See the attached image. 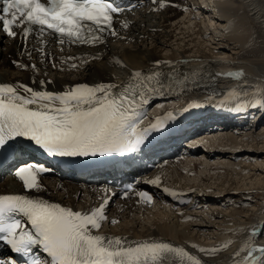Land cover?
<instances>
[{
  "label": "snow or ice",
  "instance_id": "1",
  "mask_svg": "<svg viewBox=\"0 0 264 264\" xmlns=\"http://www.w3.org/2000/svg\"><path fill=\"white\" fill-rule=\"evenodd\" d=\"M3 5L0 27L9 37L17 36L14 28L21 27L20 35L24 38L35 30L40 35L45 32L55 34L60 43L71 44L103 42L105 32L117 35L112 29L113 16L124 10L120 0H46V3L41 0H3ZM160 6L164 7V4ZM122 26L127 27V23ZM38 51L43 54L42 48ZM18 67L26 66L18 64ZM32 67L35 70V66ZM161 75L159 72L146 76L141 72L132 73L131 80L137 81L141 89L135 92L113 84H80L62 93L37 91L20 84H2L0 148L23 137L49 156L87 157L134 152L152 131L175 116L171 113L148 128L138 127L145 115L142 109L150 102L149 96L159 93L163 87L158 80ZM241 75L239 72L228 74L229 77ZM152 81H156L155 86ZM40 83L44 85L45 81ZM117 88L123 90L116 91ZM260 103L264 101L249 106L257 107ZM241 107L237 105L236 110ZM48 171L50 169L42 165L28 164L17 169L15 176L26 190H38V176ZM151 183L157 184L158 178ZM131 188L132 185L127 186V189ZM164 191L177 195L168 189ZM141 195L151 200L146 193ZM107 203L105 199L99 207L82 213L25 195H0V242L25 257V264H202L184 248L170 243L140 241L130 244L126 238L94 234L106 219ZM262 230L264 225L253 229L252 235L256 236ZM37 250L44 256L34 254ZM198 251L212 253L219 249L200 248ZM0 264H15V261L0 257ZM240 264H264V247L249 248Z\"/></svg>",
  "mask_w": 264,
  "mask_h": 264
},
{
  "label": "bare ground",
  "instance_id": "2",
  "mask_svg": "<svg viewBox=\"0 0 264 264\" xmlns=\"http://www.w3.org/2000/svg\"><path fill=\"white\" fill-rule=\"evenodd\" d=\"M181 1L183 3L187 2V0ZM205 1H212L210 8L213 9L212 13L214 14L212 16L209 15L211 17V26L207 25L203 20H190L188 13L184 15L182 14L183 12L171 8L157 13L165 7V4L162 0H156V6L158 7L156 13H147L145 10L139 13L137 26H141L140 29L135 28L133 30L129 28L124 35V39L115 41V35L104 44L95 48L89 47L85 51H83L85 47H79L75 51L67 53L50 47L46 49L45 54L34 50L30 55L31 59H28L29 50H26L20 57L21 44L16 40L7 41L0 33V85L20 84L37 91L62 93L75 85L85 84V82L100 81L102 84H111L112 81L120 82L126 77L130 69L149 67L152 65L151 62L153 60L161 59L164 66L177 72L178 75L174 74L175 78H183L181 75L190 76L192 74H198L200 77L203 75L211 76L206 80L208 81L207 86L210 89L224 91V96L227 99L235 100L234 102H227L224 106L242 105L243 107L241 108L243 110H254L252 112L248 111L245 113L248 116L242 117L243 120L248 121L249 116H253L254 113L256 118L251 123L249 120V123L231 129L229 133L235 136L228 140H225L228 134L224 133L220 140V143L225 142L224 145H217L221 149V152L217 153L219 157L226 155L225 150L228 149H235L236 152L238 150L237 146L245 152L250 150L245 153L244 160L230 165L231 169L227 165L231 172L234 171L233 178L240 175L244 182L250 181L241 185V181L234 183L232 179H228V169L226 170L222 166L223 164L221 166L218 165V170L216 166L211 169V173L214 176L218 174L221 180L223 179L218 184L215 182L216 185L212 189L210 188V183L207 184L208 181L201 180L203 185L195 187L193 183H189L188 179L191 178H186V185L191 184L190 187L193 188L192 196L197 198L200 203L208 200L202 194V187L208 188L211 192L216 189V192L225 193V197L231 207L230 212L228 210L213 211L210 215H207V228H195L191 224L179 223L175 218L171 219L170 214L152 212L147 213L146 216L151 217H144V223L142 224V222L138 223V218L140 217L134 213L132 217L127 218L123 223L111 228V232L130 233L134 237L157 235L177 242H186L184 240L189 238H203L201 235L203 232L208 231V228L211 229L212 235L214 229L217 231L222 226L227 229L242 226V230H245L244 227L248 224L247 222L255 220V218L264 217V212L260 214L264 205L260 206L256 211H251L250 214L246 209L235 208L236 201L243 199L248 193H264V138H261L264 134L259 135V133H256V135L251 132V130L262 125L261 132L264 127V103H260L257 107L249 106L253 102L264 101V41L260 34L262 30L264 33V0ZM161 3L164 4V7L160 6ZM197 14L199 15L198 12ZM180 16H184L187 24L194 26L192 30L186 32L180 27L179 23L173 26L174 24L172 23H177ZM178 21L180 22V20ZM180 24L183 26L185 23ZM134 26L135 23L132 24V27ZM197 39L198 41L196 42ZM174 42L177 43L175 45L177 48L173 47ZM206 44L217 46V49L214 50L225 51L227 57L223 58L215 54V51L211 49H207V52ZM202 45H206V47L201 48ZM193 49L195 52L192 51ZM161 52H167L168 55L162 57L160 55ZM120 58L122 59V64L119 63ZM182 63L189 64V66L184 65L183 67L185 68H182ZM18 64L26 67H18ZM73 64L76 65L75 68L71 67ZM33 65L35 66V72L32 71ZM156 65L159 64L156 63ZM215 72H218L219 75L214 74ZM237 72L242 73V75L240 77L228 76L229 73ZM39 79L45 81L44 85L38 82ZM158 80L161 82V78H158ZM155 82L152 81V84ZM162 85H165V82H162ZM17 90L23 94L21 89L18 88ZM130 92H134V89ZM184 97L189 103H195L200 100L193 93L184 94ZM259 109L260 113L258 112ZM238 132L244 134V137H238ZM247 147H250V149H247ZM178 172L180 170H176V173ZM205 173L207 175L208 172L205 170L204 175ZM45 177H47L44 179L47 187L45 196L48 197V202L63 204L64 201L68 200L79 201L81 193L85 191L82 190L83 185L80 182L62 179L54 173ZM192 178L196 179L195 176ZM252 178H255V180H252ZM13 179L4 180L0 184L1 190L6 195L26 194V190L18 187L17 182L20 180L16 176H13ZM246 187L248 188L247 190H252H242L246 189ZM77 194H79L78 198H76ZM217 200H213V205L217 204ZM220 208L222 210L221 206ZM241 212L245 217H243ZM197 218L193 223L198 221ZM196 231L198 232L195 233ZM214 237V246H221L223 243L216 241L218 236L215 235ZM260 247H264V242L258 243V248ZM241 248L243 251L238 252ZM222 249L223 252L220 255H211L209 260L214 263L240 264L248 252V247H224ZM237 253L239 255H236ZM254 255H259V253H254Z\"/></svg>",
  "mask_w": 264,
  "mask_h": 264
},
{
  "label": "rangeland",
  "instance_id": "3",
  "mask_svg": "<svg viewBox=\"0 0 264 264\" xmlns=\"http://www.w3.org/2000/svg\"><path fill=\"white\" fill-rule=\"evenodd\" d=\"M184 15H185V14H184ZM182 17H183V19L181 20ZM179 18H180V19H179ZM179 18H178V20H180V22L177 20V23H176V22H175V23H172V24H174L173 26L178 25V23H179L180 27H181L183 30H185L186 32H187V31H190V30L193 29L194 26L191 25V24H187L186 21L184 20V16H180ZM183 20H184V22H183ZM181 21H182V22H181ZM180 23H185V24H183V26H182V24H180ZM184 25H185V26H184ZM189 25H190V26H189ZM185 31H184V32H185ZM262 31H263V30H262ZM262 31H260V34H261V37H262V39H263V41H264V33H263ZM256 35H257V31H256ZM197 41H198V39L196 40V42H197ZM173 44H174V45H173V47H174L177 43L174 42ZM206 45H207V48H206V51H207V52H208L207 49H211V50L217 49V46H210L209 44H206ZM206 45H202L201 48H203V47L205 48ZM174 48H177V46H175ZM192 51L195 52L194 49H193ZM214 51H215V54H218L219 56H222L223 58H224V57H225V58L227 57V54H226L225 51H222V50H214ZM232 54H233V53H232ZM160 55L163 57V56H167L168 53H167V52H165V53H162V52H161ZM233 57H234V56H233ZM261 128H262V125L259 126L258 128H255L254 130H251V132H254V133H252V134H256V133L258 134V133H259V135H263V134H264V127H263L262 131L260 132ZM256 131H257V132H256ZM257 134H256V135H257ZM261 138H264V136H261ZM218 144H219V145L222 144L221 146L224 145L223 142L220 143V141L217 143V145H218ZM217 145H216V146H217ZM238 147H239V146L236 147V148L238 149V150H237V149H236V150H237L238 152L241 153L242 150H240V148H238ZM240 147H241V146H240ZM243 147H245V146H243ZM247 149H250V147H247ZM228 150H229V149H228ZM249 151H250V150H249ZM249 151H248V150H247L246 152H245V151H242V153H241V154H242V157L240 158L239 161L235 162V164H237V163H239L240 161L244 160L243 158H245V156H244L245 153H247V152H249ZM233 152L235 153V149H233V150L230 149V153H233ZM241 154H240V155H241ZM226 156H227V158H226ZM237 156H239V155H237ZM243 156H244V157H243ZM221 157H222V158H221ZM223 157H224V158H223ZM218 158H221V159H223V161H224V163L221 161L222 163L220 162L221 164L219 163L218 165L221 166V165L223 164L222 166H224V167L226 168V170H227L228 168L231 167L230 165H233V163H231V160L229 159V153H228V152H226V155H221V156L218 157ZM225 159H227V160L225 161ZM228 161H229V162H228ZM216 163H217V162H216ZM216 163H214V164H213L214 166H212V167H215V164H216ZM226 163H228V164H226ZM254 164H255V162H254ZM218 165H216V167H219ZM227 165H228V168H227ZM230 169H231V168H230ZM209 171H210V172H209ZM238 171H240V170H238ZM206 172H208V173H207L208 176L206 175V173H205V175H204V172H203L202 175L200 176V174H201V172H200L199 175H198V177H196V175H195V178H196V179H194V178L188 179V180H189V183H190V182H191V184L193 183V185H194L195 187H201V186L203 185V181H206V182L208 181L207 184L210 183V186H211L210 188L212 189V188L215 187L214 185L218 184L219 182H221V181L223 180V179L221 180V178H220V176H219L218 174H217V175L215 174V176H214V174L211 173V167H210V169H209L208 171L206 170ZM230 172H231V171L228 169V174H229L228 179H232V181H233L234 183H237L238 181H241V182H240V185H241V184H247V183L250 181V180H249V181H245V182H244V181H243V178H241L240 175H239V176H236V177L233 178L234 171H232L233 173H232V172L230 173ZM209 175H211V176H209ZM203 176H204V177H203ZM205 176H206V177H205ZM218 176H219V178H217ZM210 177H211V178H210ZM199 178H200V179H199ZM206 178H207V179H206ZM208 178H209V179H208ZM193 179H194V180H193ZM211 179H212V181H211ZM201 180H203V181H201ZM252 180H255V178H252ZM209 181H211V182H209ZM217 181H218V182H217ZM215 182H216V184H215ZM201 183H202V184H201ZM191 184H190V185H191ZM198 184H199V185H198ZM240 185H239V186H240ZM205 189L207 190V188H205ZM247 189H248V188L246 187V189H242V190H245V191L252 190V189H249V190H247ZM202 190H204L203 187H202ZM202 192H203V191H202ZM210 192H211V191H210ZM202 194L205 195V197H206L207 199H208V197L211 196L208 200H210L211 198H213V200H217V199H218L217 202H216V203H217V204H216L217 206L215 205V206H214L215 208H214V207L212 208L213 210H212V209H209L210 211L208 210L207 215H208L209 213L211 214L213 211H223V210H226V211H227V210H228V212H230V210H231L230 208H231V207H230V204H229L228 200H227L226 197H225V193H223V192H218V191L216 192V189H215V191L213 190L211 194L208 193V192H206V191L203 192ZM252 194H253V196L256 197V195H257L258 193H252ZM262 194H264V193L261 192V195H262ZM213 195H215V196H213ZM220 195H221V196H220ZM222 197H223V198H222ZM224 197H225V198H224ZM220 200L223 201L225 205H220V204H221V203H220V202H221ZM258 201H259V203H258ZM258 201L255 203V206H254L252 209H250V210H249V209H246V210H248L249 214H250L251 211H256L260 206H262V201H260V200H258ZM219 205L222 207V210H221V208H220ZM218 206H219V207H218ZM225 206H226V207H225ZM224 207L227 208V209H225ZM216 208H217L218 210H217ZM223 208H224V209H223ZM214 209H215V210H214ZM241 209H242V208H241ZM242 210H245V209H242ZM228 212H226V213H228ZM210 214H209V215H210ZM241 214H242V212H241ZM242 215H243V214H242ZM200 216H201V217H198V218L196 217L198 221H196L195 223H193L194 221H192V222H188V224L193 225L192 227H195V228H197V227H198V228H205V227L207 228V227H208V225H206V224H207V223H206V217H207V216L204 217V216L201 215V214H200ZM243 217H245V216L243 215ZM203 221H204V222H203ZM141 222H142V224L144 223V218H141V217H140V218H138V223H141ZM203 223H204V224H203ZM185 224H186V223H185ZM200 224H201V225H200ZM202 224H203V225H202ZM194 230H195V229H194ZM197 232H198V231H196L195 233H197ZM204 233H205V234H204ZM206 233H207V234H206ZM216 233H217V231L214 229V233H213V235H212V233H211V229L208 228V231L203 232L201 236H202L203 238H205V237H204L205 235H209V234H211V235H212V236H211L212 238H211V241H209L208 243H212V244H214V242H215V237H214V236L216 235ZM203 235H204V236H203ZM212 239H213V240H212Z\"/></svg>",
  "mask_w": 264,
  "mask_h": 264
}]
</instances>
